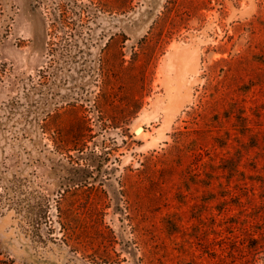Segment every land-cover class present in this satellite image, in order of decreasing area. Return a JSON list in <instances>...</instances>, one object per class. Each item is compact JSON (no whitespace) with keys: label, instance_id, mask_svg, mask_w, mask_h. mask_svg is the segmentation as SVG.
<instances>
[{"label":"rangeland","instance_id":"1","mask_svg":"<svg viewBox=\"0 0 264 264\" xmlns=\"http://www.w3.org/2000/svg\"><path fill=\"white\" fill-rule=\"evenodd\" d=\"M0 264H264V0H0Z\"/></svg>","mask_w":264,"mask_h":264},{"label":"bare ground","instance_id":"2","mask_svg":"<svg viewBox=\"0 0 264 264\" xmlns=\"http://www.w3.org/2000/svg\"><path fill=\"white\" fill-rule=\"evenodd\" d=\"M144 125H139L138 127H140L139 129H137L138 127H136V132H137V134H142L143 132H144V127H143Z\"/></svg>","mask_w":264,"mask_h":264},{"label":"water","instance_id":"3","mask_svg":"<svg viewBox=\"0 0 264 264\" xmlns=\"http://www.w3.org/2000/svg\"><path fill=\"white\" fill-rule=\"evenodd\" d=\"M139 128H140V127H138L137 129H139ZM137 129H136V130H137Z\"/></svg>","mask_w":264,"mask_h":264},{"label":"trees","instance_id":"4","mask_svg":"<svg viewBox=\"0 0 264 264\" xmlns=\"http://www.w3.org/2000/svg\"><path fill=\"white\" fill-rule=\"evenodd\" d=\"M81 7H82V6H81ZM77 12H79V10H78Z\"/></svg>","mask_w":264,"mask_h":264}]
</instances>
